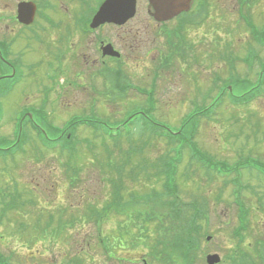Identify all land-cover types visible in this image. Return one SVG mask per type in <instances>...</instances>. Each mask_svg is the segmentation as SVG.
<instances>
[{"label": "rangeland", "instance_id": "obj_1", "mask_svg": "<svg viewBox=\"0 0 264 264\" xmlns=\"http://www.w3.org/2000/svg\"><path fill=\"white\" fill-rule=\"evenodd\" d=\"M18 1L0 0V15L3 17L1 36L17 39V43L23 41L26 51L27 37L32 38L29 33L26 35L18 29L15 34L9 33L8 31L16 29V24L6 27V23L14 19ZM65 1L72 14L58 18L64 24H71V16L74 17L79 12L81 2ZM54 2L59 3L56 0ZM192 5H195V0ZM208 8L210 17L205 20L206 28L203 29L206 35L203 37L201 32L195 33V29L192 43L196 53L205 50V58L199 56L198 62L193 61V57L188 61L166 60L167 55L161 53L162 49L168 50L164 46L167 43L166 36L158 37V44L153 42L155 50L152 52L153 56H150L153 62L162 64L158 110L151 114L156 122L175 131L180 130L195 106L217 101L204 116L193 121V126L182 129L188 132L192 142L181 145L174 140L156 138L150 136L151 131L148 129L141 136H136L135 143L128 144L123 137L112 142L99 136L91 143L92 149H89L87 142H81L78 143L77 152L61 153L42 148L39 138L34 136L25 145L23 152L14 153L9 161L5 157L4 160L0 158V191L4 192L0 194V252L9 258L11 264H144V259L149 264H182L181 258L174 261L168 256V248L165 249V256L160 253L161 247L154 248L153 242L158 238L157 220L147 222L145 216L141 217L134 209L108 210L112 187L111 184L107 188L105 186L112 179L116 184H123L121 192L126 200L131 194L150 193L152 200L158 198L161 205L169 200L181 201L183 205L196 201L201 205L198 222L201 231L206 234L201 239L202 248L198 251L202 262L196 264H208L204 259L208 253L220 254L219 264H232L231 255H235L234 251L250 252L256 263L254 252L264 247V174L251 169L250 164L256 161L264 163V94L256 101L235 104L231 95L216 100L217 91H211L210 94H205L209 95V101H206L205 95H202L206 89L201 91L200 86H210L211 90L215 74H229L226 65L230 64L224 58L225 55L230 58L231 53L235 58L236 68L240 71L239 76L254 83L257 81L260 65L253 62L252 68H249L241 61L242 56L247 54L249 44L254 43L241 14H250L254 24L262 30L264 0H245L243 3L240 0H208ZM143 21V16H139L132 27L137 28ZM148 21L153 23L151 19ZM136 28L132 30L135 31ZM43 37L44 40L48 39V36ZM169 40L172 41V38ZM30 42L35 45L38 41ZM256 50L264 56L263 47L258 45ZM31 53L32 51H26L24 59L28 63H33ZM41 57V54H37V58L33 60L39 61ZM222 62L225 66L220 68ZM38 68L23 79L16 93L0 96V140L2 137L8 138L4 143L6 146L13 143L10 140L17 129L14 119L20 111L21 102H36L35 105H38L41 97L38 91L43 90L44 85L55 86L51 88V95L56 99L52 105L54 109L48 106L47 111L50 112V121L53 118L59 128L65 120L74 116H86L90 112L87 108L88 95L79 94L77 97L72 86L65 93L69 97H62L64 90L60 77L52 75L48 77V81L41 71L37 72ZM192 74L197 79H192ZM7 81L9 80H1L0 83ZM250 85L247 82L240 85L235 81L230 83L235 95L246 92ZM27 93L31 94L29 100L25 99ZM136 101L132 97H115L112 108H100L98 113L111 122H121L128 113L135 110L131 108L138 102ZM64 102L80 108H70L69 105L63 107ZM102 102L105 100L102 99ZM72 131L82 139L93 137L87 126L73 125ZM136 145L143 146L142 151L134 150L130 154L131 160L125 165L122 178H118L121 172L111 167L108 159L124 163L125 153L119 149L123 147L126 152L133 146L135 149ZM121 151L122 155H119ZM194 151L210 157L213 162L222 163L226 170L233 172L226 176L215 170L208 172L197 161H191L190 155L193 156ZM170 160L174 162V177L179 185L175 195H168L163 188L168 169H163L162 161L167 165ZM69 161L72 165H77L75 177L80 179L76 182L71 180L73 173L66 165ZM141 166H147L148 171L140 170ZM104 177L107 180L100 184V179ZM10 192L15 195H7ZM9 201L13 204L4 211L3 208L9 206ZM237 202L244 205L251 220V224H247L249 228L245 231L242 245H238L232 234L240 226L241 212ZM77 203L79 206L75 205ZM141 206L139 204L137 207ZM184 208L187 213L191 212L188 207ZM91 209L102 212L95 219L92 218ZM104 210L107 211L105 215L102 214ZM129 220L136 227H131L130 232L124 234L122 227ZM100 227L103 228V234H100ZM138 227L141 233L136 231ZM207 234L212 236L209 240ZM120 236L124 237L123 245L119 244ZM104 237L107 241L109 239L112 257L104 250ZM242 262L248 264L243 260Z\"/></svg>", "mask_w": 264, "mask_h": 264}, {"label": "flooded vegetation", "instance_id": "obj_2", "mask_svg": "<svg viewBox=\"0 0 264 264\" xmlns=\"http://www.w3.org/2000/svg\"><path fill=\"white\" fill-rule=\"evenodd\" d=\"M50 1L52 0H47L48 3ZM56 1L59 2H54L56 6L45 7V10H49L47 21H37L39 14L44 16L45 13L39 12L38 7L33 23H20L17 13L13 20L6 23L7 28L16 24V29L8 31L9 33L15 34L18 29L32 37H27L25 50L32 51L33 63L24 59L26 51L22 45L23 41L17 43V39L1 36L3 17L0 15V81L9 80L0 84L1 94L16 93L22 79L39 67L37 72L41 71L43 77L48 79L55 75L53 77L63 79L62 97H69L65 93L72 86L77 97L79 94L88 95L87 108H112L115 97L119 99V95H124L134 100L138 98L140 101L136 102L139 109L155 110L158 109V64L150 57L155 50L152 47L153 42L158 44V37L166 36L167 43L164 46L168 50L162 49L161 53L167 55L168 60L188 61L193 57V61H196L199 56L206 57L205 50L196 53L192 44L195 29V33L201 32L203 37L206 35L203 32L206 21H198L203 14L196 15L191 12L194 0L190 1L187 10H182L172 17L168 16L163 6L158 7V3L169 0H154L153 7L149 0H140L137 14L131 20L123 24L104 22L97 26H92L90 21H71V24H64L58 17L70 13V10L65 0ZM172 1L176 3V0ZM178 4L182 7V0H178ZM139 16H143L144 21L139 23L137 28L132 27L134 20ZM149 19L153 23L149 22ZM194 24L197 27H193ZM134 28L135 31L132 30ZM170 28L174 30L173 34ZM171 35L176 37L172 41L169 40ZM43 36H48V39L44 40ZM30 40L38 42L33 45ZM42 44L45 46L40 47ZM37 54L42 56L39 61L33 60L37 58ZM43 88L42 101L38 105H35L36 102L27 104L28 109L47 108L55 104L53 101L56 99L50 92L53 87L44 85ZM26 99L29 100L30 97ZM102 99L105 100L104 103ZM63 105L74 106L66 102Z\"/></svg>", "mask_w": 264, "mask_h": 264}, {"label": "trees", "instance_id": "obj_3", "mask_svg": "<svg viewBox=\"0 0 264 264\" xmlns=\"http://www.w3.org/2000/svg\"><path fill=\"white\" fill-rule=\"evenodd\" d=\"M254 95L255 94H251L249 97H243V99H250ZM158 130L162 132V129H160L159 127H158ZM121 150L125 154H130L132 152V150H126L125 152V150H123L122 148ZM122 151L120 152V154L122 153ZM125 161L127 162V159ZM126 162L124 164L114 162V164H117L119 166V171L123 172ZM168 165H170V163H168ZM144 168H146V166H143L140 169H144ZM145 171H148V170L146 169ZM166 174L168 176V179L164 186L167 189V191L171 193L172 191H175L176 189V185L173 179L174 173L172 170H168ZM121 176L122 174L120 175V177ZM167 204L171 206L170 209H167V211L169 212L168 215L170 216V219L173 222H175L176 226L168 227L170 225L169 224L167 227L163 228V231L165 232L166 235L162 236L163 239L161 240L160 242L161 244L159 245V247H161L160 250L161 252H163L164 256L167 252L172 254V258L174 259V261H176V259L179 260V258H181L182 264H193L196 257L199 256L198 255V248H199L198 241L201 240V237L203 235V233H201L200 231L201 226L198 222V217H199V213H198L199 211L197 208L198 206L194 205V203L183 205L181 201L178 202L177 200H170L169 202H167ZM185 206L191 210L190 213H187V211L184 208ZM162 209L163 207H161V209L158 208V216L160 212H162ZM149 211H154V208H152L151 210L150 209L147 210V213ZM241 211H242V214L246 215V217L248 218L251 224V220L249 219V215L246 214L247 211L244 206L242 207ZM245 224H246V219L242 218L241 224L239 226L240 229H237V230L246 229ZM156 247H158V244L154 245V248ZM166 248H168L167 249L168 251L165 250ZM246 254H250V252H247ZM246 256H251V255H246ZM246 258L249 259L252 257H246Z\"/></svg>", "mask_w": 264, "mask_h": 264}, {"label": "water", "instance_id": "obj_4", "mask_svg": "<svg viewBox=\"0 0 264 264\" xmlns=\"http://www.w3.org/2000/svg\"><path fill=\"white\" fill-rule=\"evenodd\" d=\"M127 2H129L130 5V0H110L107 5L103 6V8L99 11L98 15L95 18V21H99L101 19H104L103 17L112 15L111 12H116L117 9H119L117 13H125L126 11H124V9ZM34 13L35 6L33 3L22 2L19 4V18L22 21L29 23L30 21H32Z\"/></svg>", "mask_w": 264, "mask_h": 264}]
</instances>
